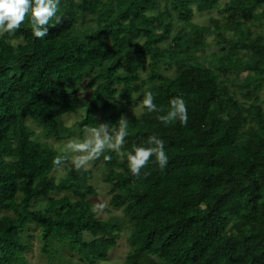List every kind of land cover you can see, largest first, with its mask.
Returning a JSON list of instances; mask_svg holds the SVG:
<instances>
[{
	"label": "trees",
	"instance_id": "obj_1",
	"mask_svg": "<svg viewBox=\"0 0 264 264\" xmlns=\"http://www.w3.org/2000/svg\"><path fill=\"white\" fill-rule=\"evenodd\" d=\"M263 5L264 0H60L63 22L50 26L45 38L33 36L30 19L0 37V264L28 263L30 223L39 227L40 251L49 262L57 261L54 241L86 264L104 260L116 243L119 218L92 212V169L66 170L57 179L50 173L59 152L33 138L25 122L40 123L45 138L73 135L61 116L80 106L83 87L88 94L77 139L98 114L101 123L115 126L149 91L158 109L127 116L123 158L106 151L110 160L94 162L101 161L103 180L110 183L109 204L122 207L130 224L123 264H264V106L255 100L264 85V35H252L246 24L248 18L264 19ZM214 7L220 16L209 19L221 49L215 65L247 70L244 100L192 53L206 43L202 26L190 20L195 10ZM157 9L163 15L153 24L150 11ZM174 14L190 32L177 27L172 33ZM241 50L250 53L247 61L238 56ZM163 64L174 66L172 75L160 72ZM175 96L186 102L188 123L165 127L157 117L167 114ZM153 133L165 142L167 167L161 170L153 157L133 176L126 154L146 146ZM57 192L63 193L51 195ZM43 198V206H35Z\"/></svg>",
	"mask_w": 264,
	"mask_h": 264
},
{
	"label": "clouds",
	"instance_id": "obj_2",
	"mask_svg": "<svg viewBox=\"0 0 264 264\" xmlns=\"http://www.w3.org/2000/svg\"><path fill=\"white\" fill-rule=\"evenodd\" d=\"M60 0H0V37L5 34H14L30 19V28L33 36L43 39L48 35L49 27H55L63 22V16L57 15ZM54 21V22H53ZM169 110L166 115H159L157 119L165 126L178 121L182 126L188 123V108L182 96H175L169 101ZM139 115L144 109L148 112L158 111L151 91L147 92L139 106ZM82 139H72L54 149L59 152L53 159L54 170L64 173L65 170L77 172L89 171L94 162L101 156L104 160L111 157L104 155L106 151L116 152L121 158L125 153L121 151L128 136V119L121 116L115 126L102 122L94 127H85ZM158 165L161 170L169 162L165 150V142L157 134L147 137L146 146H135L126 154L128 169L133 176H140L149 161ZM148 175V173H144ZM107 207L104 201L94 204L92 212L99 215Z\"/></svg>",
	"mask_w": 264,
	"mask_h": 264
},
{
	"label": "rangeland",
	"instance_id": "obj_3",
	"mask_svg": "<svg viewBox=\"0 0 264 264\" xmlns=\"http://www.w3.org/2000/svg\"><path fill=\"white\" fill-rule=\"evenodd\" d=\"M228 0H219V4H223V2H227ZM264 8V5L263 7ZM261 8H257V11H259ZM150 14L152 15V18L149 19V22H152L153 24H159L162 18V13L159 9L150 11ZM220 15L216 12L215 7L205 10V11H196L194 12L191 22L195 24H199L202 26L203 29V42L206 43L205 46L200 47L198 49H195L192 53L196 56L198 61H203L213 67V70L216 72L218 76L219 82H224L227 84L230 88V90L235 94L236 98L240 100L242 99L241 91L244 88V80L245 76L247 74L246 69H232L229 71H224L221 67H216L215 63L217 62V57L221 53V49L219 48L220 44L215 43L214 34L211 30L210 25V17L217 18ZM86 17L85 19H87ZM173 22V29L172 33L175 29L180 28L182 32H190L189 25L186 24L185 21H181L176 17L174 14L172 17ZM246 24L248 28L251 31L252 35L256 34H263L264 35V19H261L260 17L253 19L248 18L246 20ZM159 30V28L157 29ZM229 34H232V32H229ZM234 34V33H233ZM232 34V35H233ZM15 42L16 40L13 39ZM168 40H165L163 44H165ZM174 48L179 49V45H175ZM186 53L180 52V56H185ZM242 60L247 61L249 59L250 53L247 50H241L239 55ZM174 71V66L171 68H166L163 65H161L160 72L166 73L167 75H172ZM149 72V68L145 67L141 69V74L144 78L147 77ZM151 85V82H147L143 90H147ZM79 96L81 98L80 106L75 110H70L67 112H64L61 116V119L63 122L71 126L73 129V135L67 136L66 138H63L61 140H55L53 138H45L42 133V128L40 126V123L34 122L32 119L27 118L25 120L26 124L28 125L29 129L33 131V138H36L38 140H41L43 142L49 143L53 148L57 149L58 146H62L64 143H66L69 140L77 139L78 137V127L76 125L78 119L83 114V105L84 101L87 99L88 89L86 87H83L79 91ZM137 96V95H135ZM144 98V97H143ZM143 99H140L139 102L134 106H131L129 112L125 114V117L128 115H139V106L142 103ZM255 100L259 103H261L264 106V85L257 90L255 94ZM110 108H108L109 110ZM100 114H98L92 122L90 127L96 126V124L101 123V119L99 118ZM84 135V132H83ZM92 177L88 179V183L93 185L96 188V192L94 194H90L88 197L91 198L93 203H97L99 201H104L107 205V207L104 209V211L97 215L99 218L107 219L110 217H116L119 218V221L121 222V228L120 230H116L115 233H117L118 237L116 240L115 245L111 246L108 250L107 256L104 260H100L97 264H123L125 254L130 249V245L128 242V235L130 233V224L126 220L124 214H123V208L122 207H113L109 204V198L111 196V189H110V183L103 180V171L104 168L102 166L101 161H99L97 164H93L92 166ZM66 172V170H65ZM60 173L56 170H53L50 174H53L57 179L65 174ZM116 181H118V178L116 176ZM63 192H57V194L51 193V195H61ZM45 201V198L38 199L35 206L40 207L43 206V203ZM12 215L11 211H4ZM39 227L36 226L34 223H30L29 226L26 228L25 232V239L28 240V243L30 245V249L26 251V256L28 259L27 264H86L82 262H77V254L75 251L70 252L67 248H63L62 246L58 245L55 241L53 242V247L57 248L58 254H57V261L55 262H49L46 259V256L43 255L40 251L41 241L40 237L38 235ZM29 234V236H28ZM88 237V235H86ZM60 255L62 256V260L59 258Z\"/></svg>",
	"mask_w": 264,
	"mask_h": 264
},
{
	"label": "bare ground",
	"instance_id": "obj_4",
	"mask_svg": "<svg viewBox=\"0 0 264 264\" xmlns=\"http://www.w3.org/2000/svg\"><path fill=\"white\" fill-rule=\"evenodd\" d=\"M95 113V112H94Z\"/></svg>",
	"mask_w": 264,
	"mask_h": 264
}]
</instances>
